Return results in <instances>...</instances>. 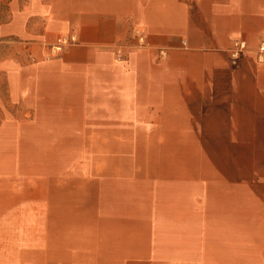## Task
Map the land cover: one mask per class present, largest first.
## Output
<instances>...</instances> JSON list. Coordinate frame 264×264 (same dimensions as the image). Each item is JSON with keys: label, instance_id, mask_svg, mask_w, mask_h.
<instances>
[{"label": "crops", "instance_id": "1", "mask_svg": "<svg viewBox=\"0 0 264 264\" xmlns=\"http://www.w3.org/2000/svg\"><path fill=\"white\" fill-rule=\"evenodd\" d=\"M64 33L77 42L43 59ZM262 38L264 0H0V96L31 107L43 137L184 139L188 153L254 164L264 155ZM237 39L246 48L233 64ZM242 161L233 181L195 177L187 165V190L155 195L152 209L113 199L102 212L109 195L89 194L94 209L59 207L50 175L28 183L42 185L37 200L3 190L0 264H264V226H226L222 206L210 215L206 205L241 202L238 171L261 195L264 157Z\"/></svg>", "mask_w": 264, "mask_h": 264}, {"label": "rangeland", "instance_id": "2", "mask_svg": "<svg viewBox=\"0 0 264 264\" xmlns=\"http://www.w3.org/2000/svg\"><path fill=\"white\" fill-rule=\"evenodd\" d=\"M30 112L31 107L10 105L0 96V192L18 189L19 194L37 200L41 197L42 185L30 187L28 183H41L42 178L50 175L49 190L54 195L51 204L64 205L65 209H94L96 200L103 199L98 195H109V201L97 202L101 206L96 209L102 212L109 208L106 205L114 204L113 199L129 200L127 205L131 210L137 200L145 199L152 209L155 195L170 199L171 195L187 190L183 180L184 173L191 171L183 169L187 165H197L199 170L196 167L192 170L195 177L209 176L213 180L217 175L233 181L234 165H239V157L243 159L242 165H260L264 157L254 155L256 163L251 164L250 155L188 153L184 139L43 137L39 134L45 131L38 130L42 123L29 121ZM90 149L96 151H84ZM218 156H232L234 161L220 160ZM237 173L246 180L248 187L241 192L246 196L242 195L241 202L226 196V201L206 203L210 215L219 214L217 209L222 206L220 215L225 217L226 226H264V164L256 175L262 182L258 186L261 195L254 196L256 185H248L249 170ZM193 191L197 193V189ZM85 194L96 195V200L83 201ZM191 204L202 205L201 202Z\"/></svg>", "mask_w": 264, "mask_h": 264}, {"label": "built area", "instance_id": "3", "mask_svg": "<svg viewBox=\"0 0 264 264\" xmlns=\"http://www.w3.org/2000/svg\"><path fill=\"white\" fill-rule=\"evenodd\" d=\"M77 42L76 35L74 33H64L55 36L54 40L47 45V49L42 54L43 59H50L60 56L64 50ZM246 48L245 41L234 40L231 48L229 49L231 63H236L240 57L241 52ZM120 58V55L117 56ZM256 60L264 64V38H262L256 49Z\"/></svg>", "mask_w": 264, "mask_h": 264}]
</instances>
